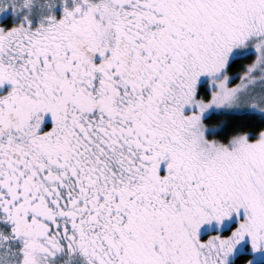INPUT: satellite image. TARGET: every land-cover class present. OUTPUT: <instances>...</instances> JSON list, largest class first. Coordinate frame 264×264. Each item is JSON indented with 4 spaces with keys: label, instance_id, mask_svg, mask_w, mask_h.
Segmentation results:
<instances>
[{
    "label": "snow or ice",
    "instance_id": "snow-or-ice-1",
    "mask_svg": "<svg viewBox=\"0 0 264 264\" xmlns=\"http://www.w3.org/2000/svg\"><path fill=\"white\" fill-rule=\"evenodd\" d=\"M0 264H264V0H0Z\"/></svg>",
    "mask_w": 264,
    "mask_h": 264
}]
</instances>
